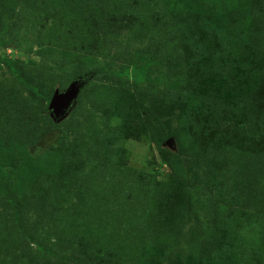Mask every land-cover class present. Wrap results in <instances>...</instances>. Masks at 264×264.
I'll list each match as a JSON object with an SVG mask.
<instances>
[{
  "label": "rangeland",
  "instance_id": "rangeland-1",
  "mask_svg": "<svg viewBox=\"0 0 264 264\" xmlns=\"http://www.w3.org/2000/svg\"><path fill=\"white\" fill-rule=\"evenodd\" d=\"M39 1L42 0H0V59L12 61L20 79L35 86L40 93L43 91L42 80L47 75L54 79V91L62 92L72 79L86 78V75L93 73L87 89L88 97L90 94L91 102L103 101L106 105L104 110H92L89 102L92 115L87 114L79 108V105L85 104L84 96L80 103L75 102L64 119L55 122L48 109H44L45 102L19 84L8 69L0 65L2 110L23 116L26 120L34 117L39 137L36 142L26 144L24 149L10 147L12 141L9 140L0 142V264H194V258H187V253L193 247L197 251L206 249L205 227L215 229L216 221H229L236 231L235 236L239 237L237 246H242L241 237H246L242 232H245V227L253 218L251 216L264 217L261 210H253L263 201L254 202L252 199L257 195L249 197L252 196L250 191L253 192L257 187L256 183L247 181L243 199L237 197L243 192L232 188L229 190L234 195L230 198L231 203L214 200L208 197L213 194L215 187L205 177L208 175L207 170L204 167L202 171L198 170L201 165L191 155L192 151L199 153L202 150L193 148L192 143L183 149L175 138H165L167 131L172 132L178 127V111L172 110V105H165V95L172 93L173 81L187 61H183L176 53L181 44L174 39V35L163 26L139 31L135 27L136 19L145 13H142L138 4L139 15L134 19L123 18L117 9L116 22L123 31L117 40L104 37L91 28L80 30L78 26L79 30L73 31V39H67V42L59 39L52 46L42 47L38 43L43 34L40 26L32 30L22 22L25 17L23 11L37 13ZM235 1L214 2L219 10L217 23L222 24L229 12H238L245 7L241 3L239 6L234 5ZM65 2L66 6L60 13L67 27L70 21H79L76 18L84 16V5L87 2L90 5L92 0L77 4L72 0ZM110 10L108 6L100 11L106 15L107 11L112 14ZM77 34L78 40L75 39ZM144 66L148 67L146 78L138 84L134 72ZM64 85L67 86L62 89ZM260 94L263 96L262 92ZM108 115L110 120L105 118ZM117 123L130 126L132 131L137 132V136L131 133L125 136L124 133L113 143L120 150L117 164L121 168L156 181L169 176L175 178L171 205L167 207L162 204L165 214L158 207L154 216H151L153 218L146 219L148 222L150 220L147 223L149 227L137 219L135 210L121 209L115 221L109 220L105 212L101 223L98 222L101 216L95 217V213L103 211L94 204L97 199L95 195H100L101 188L97 190L95 184L89 182L88 170L92 163L86 161L87 155L83 149L89 142L88 133H97V130L104 128L103 125L115 127ZM260 128L258 139H249L246 155L254 157L264 151V127ZM210 138L207 134L206 138L200 137L193 143ZM160 153L176 157L178 162L171 168L164 163ZM201 163L204 164V161ZM35 171L37 186L42 188L33 186L32 175ZM77 171L81 179L75 180L73 174H77ZM203 181L205 192L200 193L201 205H193L190 195L193 188L201 190ZM128 189L132 194L136 192L137 186L131 181ZM38 193L45 194V199L37 203L35 196ZM105 197L109 201V195ZM218 197L225 198V195ZM130 199L135 200L132 195ZM10 202L13 206H10ZM13 209L17 210L15 215L18 216L13 214ZM230 211H237L240 216L235 218L234 214H229ZM129 212L132 219L130 228ZM243 219L248 222L245 224ZM85 220L90 221L89 225ZM69 225L71 229H67ZM259 226L264 229L262 224ZM81 227H89L90 232H98L96 235L103 227L111 228V239L118 241L111 243L116 252L111 251V256L96 258L91 256V252L84 253L83 249L78 250L76 246L70 252L67 251L68 258L63 256L60 242L77 239ZM240 227L244 228L241 230ZM146 230L152 233L148 231L149 236H144ZM216 232L218 237L221 231L216 228ZM253 236L251 242L257 245V250L253 249L251 254L243 253L238 264H264V252H261V249L264 251V232L258 234L255 230ZM253 236L248 234V237ZM154 242H158V245L152 247ZM144 249L147 255L141 259Z\"/></svg>",
  "mask_w": 264,
  "mask_h": 264
},
{
  "label": "trees",
  "instance_id": "trees-1",
  "mask_svg": "<svg viewBox=\"0 0 264 264\" xmlns=\"http://www.w3.org/2000/svg\"><path fill=\"white\" fill-rule=\"evenodd\" d=\"M65 1L67 0H42L36 8L37 13L23 11L25 13L23 24H28L32 30H36L38 26L43 30V34L38 39L39 42L37 41L42 47L52 46L59 39H64L65 42L67 39H73V31L79 30V27L80 30L91 28L104 37L117 40L123 32L120 30L121 25L116 22L117 11L122 13L123 18L134 19L139 15L138 4L142 13H145L136 19L135 27L139 31L159 29L163 26L174 35V39L181 44L176 53L183 61H187L173 81L172 93L165 95L167 98L165 105L167 107L172 105V110L178 111L176 114L178 127L172 129V132L167 131L165 138H175L183 149H187V145L192 143L193 148L202 150L196 153L191 147L189 148L193 158L201 165L198 170L202 171L204 167L208 174L205 177H208L215 187L213 194L208 197L226 204L231 203L230 198L232 199L234 195H231L229 190L233 188L243 192V195H237L238 198L243 199L247 181L253 180L257 187L253 192L250 191L252 196L249 197L257 195L252 200L263 201L262 205L253 207V210L264 212V198H262L264 196V151L254 157L245 154L249 139H258L260 127H264V0H236L234 5L239 6L241 3L245 7L238 12H229L222 24L216 21L219 10L214 2L218 0H92L90 5L88 2L84 5V12H86L84 16L76 18L79 21H70L67 27L61 20L60 13L66 6ZM72 1L75 4L84 2V0ZM108 6L111 7L112 14L108 11L105 12L106 15L102 14L101 8ZM156 7L158 8L154 9ZM227 20L230 22L226 23ZM76 38L78 40V34ZM0 65H4L19 84L42 99L45 102L44 109H48L55 88L53 77L47 75L43 78L41 83L43 91L40 93L35 86L20 79L12 61L0 59ZM147 69L148 67L144 66L135 70L134 77L138 84L145 80ZM92 75L94 74L89 73L86 78L82 77L87 82L75 101L80 103L81 98L85 96L87 108L85 104L79 105V108L91 115L89 102L92 110H104L106 105L103 101L91 102L90 94L88 97L87 89L91 84ZM66 86L64 85L62 89ZM114 90L118 91V89ZM2 108L3 105H0V142L12 141L10 147L17 146L20 149H24L31 141L36 142L39 137L35 130L34 117L27 121L25 117L10 111L5 112ZM103 126L104 128L97 130V133L87 134L89 142L83 149V153L87 155L86 161L92 163L88 170L89 182L95 184L97 190L98 187L101 188L100 195H97L98 193L95 195L97 199L94 204L103 211L95 213V217L101 216L98 219L101 223L105 212L109 220L115 221V218H119L117 215L120 214L121 209L135 210L137 219L146 225L150 222L146 219L153 218L151 216H154L158 207L162 214H165L162 204L164 203L167 207L171 205L170 196L173 195L172 184L175 183V178L169 176L156 181L138 172L121 168L117 164L120 150L113 143L124 136V133L125 136L130 133L137 136V132L125 125L118 124L110 127L111 129ZM207 134L211 136L210 140L193 143V140L200 137L206 138ZM251 145L253 147V144ZM160 157L171 168L178 162L176 157L169 155L160 153ZM202 161L204 164L201 163ZM36 172L34 176L32 175L33 186L42 188L40 185L37 186ZM77 174H73V179H81L79 171ZM131 181L137 186L136 192L132 194L128 189ZM200 189L193 188L190 195L193 205H201L200 193L205 192L204 181ZM105 195H109V201H106ZM131 195L135 200L131 201ZM218 195H225V198H220ZM35 199L37 203L44 201L45 194L38 193ZM65 201L67 202L68 198ZM245 202L247 203V200ZM10 206H13V203L10 202ZM16 211L12 210L14 215ZM229 214H234L235 218L240 216L237 211H230ZM251 217L253 218L249 222L247 219L242 220L245 224L249 223L245 227V232H242L246 236L241 237L242 246H237L239 237L235 236L236 231L229 221L224 223L216 221L215 229L205 227L206 249L197 251L193 247L194 249L189 250L186 257L191 260L194 258V264H238L243 253L251 254L253 249L257 250V245L251 242L254 239L255 230L258 234L264 232V229L259 226L261 224L264 226V217L262 219L254 215ZM85 221L89 225L90 221ZM131 223L130 217L129 228ZM71 228L70 225L67 226V229ZM216 228L221 231L218 237ZM243 228L240 227L241 230ZM79 229L81 232L79 230L77 239L60 242L63 250L61 252L66 258L70 249L76 246L79 247L78 250L83 249L84 253L91 252V256L96 258L111 256V251L116 252L111 243L118 241L111 239L113 238L111 228L103 227V232L99 233L100 236L96 235L98 232H90L89 227ZM148 231L146 230L144 236H149L150 231ZM248 234L253 237H248ZM157 245L158 242H154L151 246ZM261 252H264L263 249ZM146 255L144 249L141 259ZM156 259L158 260L157 256Z\"/></svg>",
  "mask_w": 264,
  "mask_h": 264
},
{
  "label": "water",
  "instance_id": "water-1",
  "mask_svg": "<svg viewBox=\"0 0 264 264\" xmlns=\"http://www.w3.org/2000/svg\"><path fill=\"white\" fill-rule=\"evenodd\" d=\"M86 79L73 80L62 92L55 90L48 105V111L55 122L64 119L72 110L80 91L86 85Z\"/></svg>",
  "mask_w": 264,
  "mask_h": 264
}]
</instances>
